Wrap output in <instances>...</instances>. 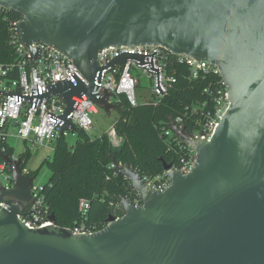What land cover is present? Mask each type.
Listing matches in <instances>:
<instances>
[{"label":"water","instance_id":"water-1","mask_svg":"<svg viewBox=\"0 0 264 264\" xmlns=\"http://www.w3.org/2000/svg\"><path fill=\"white\" fill-rule=\"evenodd\" d=\"M0 7L21 15L16 42L31 60L39 56L31 44L44 43L85 80L57 81L43 94L65 105L61 132L76 129L73 96L84 94L106 112L116 106L108 89L93 93L104 70L133 60L149 64L159 82L143 55L123 53L100 65L98 53L110 46L151 44L214 64L229 100L209 139H193L170 121L196 157L186 173L162 162L169 177L163 191L112 157L138 204L120 199L123 215L92 233L58 225L53 214L52 224L28 227L32 177L22 173L20 157L1 153L13 187H0V264H264V0H0Z\"/></svg>","mask_w":264,"mask_h":264},{"label":"trees","instance_id":"trees-1","mask_svg":"<svg viewBox=\"0 0 264 264\" xmlns=\"http://www.w3.org/2000/svg\"><path fill=\"white\" fill-rule=\"evenodd\" d=\"M21 18L14 10L0 8L2 65L16 60L11 23ZM162 63L166 74L175 79L162 96L137 99L135 105H131L123 93L113 96L118 115L112 124L116 133L123 137L118 147L111 144L107 131L92 135L80 127L74 131L73 141L62 135L54 140L52 154L41 163L50 170L42 189L41 210L45 217L53 214L56 223L65 227H73L83 221L88 226L101 229L110 216L124 213L120 199L136 198L130 180L110 166L112 157L143 176L161 174L163 161H178L180 143L174 135L166 136L164 131L169 128V122L178 116L189 133L197 128L202 113L212 108L220 76L209 72L193 77L189 67L172 54H167ZM17 76V68L8 75L11 78ZM194 106L198 107L195 112L192 111ZM1 153L14 154L13 146L8 141H0ZM19 155L23 159L22 164H25L30 152L26 150ZM80 199H87L89 203L85 216L79 210Z\"/></svg>","mask_w":264,"mask_h":264},{"label":"built area","instance_id":"built-area-1","mask_svg":"<svg viewBox=\"0 0 264 264\" xmlns=\"http://www.w3.org/2000/svg\"><path fill=\"white\" fill-rule=\"evenodd\" d=\"M19 20H13L11 23L15 40L16 60L9 65L0 63V141H8V137H14L22 139L24 143L30 141L31 146L48 145L53 149V142L57 137L61 135L67 138L70 135L75 136L74 131L76 129L68 128L62 132L60 131L61 120L59 116L63 113L65 105L59 98L55 96L44 97L43 94L51 83L68 80L76 84L78 80H85L70 59L44 43L33 42L31 44L39 51L37 59L31 60L28 52L23 49L21 44L16 42L18 29L14 24ZM123 53L139 54L153 60L154 66L159 70V82H156L155 71L151 70L149 64L139 65L136 61L127 60L111 70H104L100 82H96L97 88L94 89L93 93H101L106 88L113 94L123 93L130 104L135 105L137 103L136 85L139 83L133 74L136 68L141 69L152 80L151 94L154 97L162 96L170 83L175 81L172 75L166 74L162 63L163 58L172 53L156 45L110 46L98 53L99 63L105 65L111 59ZM174 56L179 62L185 63L189 67L193 77L209 72L220 76L219 84L213 94L212 108L206 113H202V118L197 122V128L190 133L186 130L193 139H201L202 134L204 138L209 139L228 107V85L216 65L205 60H196L184 54ZM14 68H17L18 76L15 78L8 77L10 71ZM29 96L32 97L30 102L26 99ZM72 99L74 100V108L69 115L70 121L76 128L80 127L89 131L93 125L89 114L95 111V105L84 94L80 97L73 96ZM197 109L198 107L194 106L192 111L195 112ZM173 122L178 127L184 126L181 123L182 118L180 116L176 117ZM106 131L111 144L118 147L122 143L123 137L116 133L113 125ZM164 133L166 136L174 135L177 142L180 143V157L176 163H171V168L186 173L195 161L194 149L180 140L170 127ZM28 149L26 148L24 151ZM10 157L13 159L20 157L22 159L20 155L12 154ZM22 163L23 159L21 160L22 173L32 177L31 193L34 202L29 207V209L35 210V213L32 214V220L39 223L33 222L30 218H23V220L31 228L52 224L53 222L45 217L41 210L43 184H34V177L25 168V164ZM110 166L113 167V164ZM10 170V165L2 160L0 162V187L5 189L13 187ZM143 177L147 180V186L155 191H163L169 183L167 170H163L161 174L156 176ZM132 201L138 204L137 195ZM88 206L87 199H80L79 210L82 216L86 215ZM2 207H6V205L0 201V209ZM122 215L115 216V218ZM106 224H108V221ZM69 228L75 233H92L100 230L86 225L83 221Z\"/></svg>","mask_w":264,"mask_h":264},{"label":"rangeland","instance_id":"rangeland-1","mask_svg":"<svg viewBox=\"0 0 264 264\" xmlns=\"http://www.w3.org/2000/svg\"><path fill=\"white\" fill-rule=\"evenodd\" d=\"M133 74L139 82V86L136 88L137 99L142 100L151 98L152 80L148 78L147 75L141 71V69H134ZM111 99H114V97ZM89 115L93 122L92 127L89 129V133L92 135H99L101 132L110 128L118 113L115 108H112L109 112H106L101 107L95 105V111L91 112ZM68 140L73 141L74 136H68ZM8 142L11 144V146H13L14 155L16 156L23 152L26 148H29L27 151L30 152V157L25 163V168L31 172V175H34V184L42 185L46 183L50 175V170L45 165L42 166L41 163L44 158L52 154L51 146H31L30 141L24 143L22 139L14 137H8Z\"/></svg>","mask_w":264,"mask_h":264},{"label":"crops","instance_id":"crops-1","mask_svg":"<svg viewBox=\"0 0 264 264\" xmlns=\"http://www.w3.org/2000/svg\"><path fill=\"white\" fill-rule=\"evenodd\" d=\"M111 125H113V124H111Z\"/></svg>","mask_w":264,"mask_h":264}]
</instances>
